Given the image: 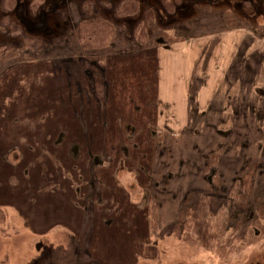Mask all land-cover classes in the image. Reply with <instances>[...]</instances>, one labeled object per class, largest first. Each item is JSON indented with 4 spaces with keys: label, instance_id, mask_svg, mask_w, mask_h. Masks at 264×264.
<instances>
[{
    "label": "rangeland",
    "instance_id": "1",
    "mask_svg": "<svg viewBox=\"0 0 264 264\" xmlns=\"http://www.w3.org/2000/svg\"><path fill=\"white\" fill-rule=\"evenodd\" d=\"M121 1L0 0V264H264V93L200 111L195 80L226 32L264 37V0ZM91 18L113 47L83 48ZM179 63L176 119L157 84Z\"/></svg>",
    "mask_w": 264,
    "mask_h": 264
},
{
    "label": "crops",
    "instance_id": "2",
    "mask_svg": "<svg viewBox=\"0 0 264 264\" xmlns=\"http://www.w3.org/2000/svg\"><path fill=\"white\" fill-rule=\"evenodd\" d=\"M237 34H242L244 37L242 39L244 40L243 44L247 46L245 49L242 46L240 53L233 49V46L237 47L238 45ZM224 36L223 40L226 42L221 46V52L215 55V72L212 78L211 75L207 74H198L195 78L199 83L203 77L207 76L205 77V83L199 89L198 109L200 111L208 106L211 107L212 97L213 100L216 97L219 98L212 106L217 107L216 112H221L226 111L225 105L233 97L235 99H245L244 102L248 103L252 99L253 93H264V80L262 79V82L258 81L259 77L264 74V37H255L248 30H234L226 32ZM166 58L171 61L169 56ZM171 65H173V61H171ZM178 65L180 67L177 70L174 69V73L172 72L171 76L169 75L164 86L165 91L170 93L169 96L163 98L161 94L163 88L162 77L157 84L159 100L164 103L171 114L173 113L176 119L178 114L190 113V106L185 105L184 98L189 95L185 94V90L190 91L192 86V75L185 72L184 69L186 68L180 63ZM163 72L167 73L169 70L165 68ZM206 78H208L207 82ZM255 80L258 82H255ZM177 82L181 83L178 84ZM184 91L185 93H183ZM177 96L179 97L177 98ZM202 99L208 100L205 107H201Z\"/></svg>",
    "mask_w": 264,
    "mask_h": 264
},
{
    "label": "trees",
    "instance_id": "3",
    "mask_svg": "<svg viewBox=\"0 0 264 264\" xmlns=\"http://www.w3.org/2000/svg\"><path fill=\"white\" fill-rule=\"evenodd\" d=\"M37 1V0H36ZM42 3V2H41ZM41 3H35L37 8ZM3 4L8 9H14L17 0H3ZM90 7L92 2H87ZM139 2L137 0H122L117 6L115 14L118 17L135 15L139 11ZM79 40L86 50H105L115 45L117 31L114 24L103 18L86 19L78 24ZM138 40L140 43L147 42L148 38L144 28L138 31Z\"/></svg>",
    "mask_w": 264,
    "mask_h": 264
}]
</instances>
